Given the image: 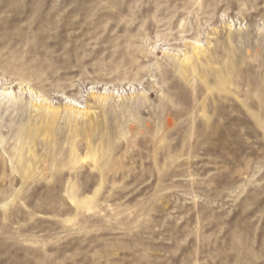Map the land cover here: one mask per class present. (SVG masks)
<instances>
[{"label":"rangeland","instance_id":"obj_1","mask_svg":"<svg viewBox=\"0 0 264 264\" xmlns=\"http://www.w3.org/2000/svg\"><path fill=\"white\" fill-rule=\"evenodd\" d=\"M0 264H264V0H0Z\"/></svg>","mask_w":264,"mask_h":264},{"label":"bare ground","instance_id":"obj_2","mask_svg":"<svg viewBox=\"0 0 264 264\" xmlns=\"http://www.w3.org/2000/svg\"><path fill=\"white\" fill-rule=\"evenodd\" d=\"M46 128V127H45ZM45 128H43L42 130H45V131H47V133H49L50 134V130L49 129H45ZM39 129V128H38ZM41 129V128H40ZM42 132V131H41Z\"/></svg>","mask_w":264,"mask_h":264}]
</instances>
